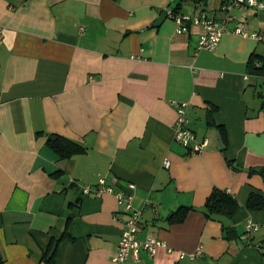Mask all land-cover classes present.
<instances>
[{
  "label": "crops",
  "instance_id": "1",
  "mask_svg": "<svg viewBox=\"0 0 264 264\" xmlns=\"http://www.w3.org/2000/svg\"><path fill=\"white\" fill-rule=\"evenodd\" d=\"M227 1L0 0V264H42L53 240L55 264H116L127 215L113 194L83 193L101 178L135 184L138 237L170 247L122 264H264V207L247 205L264 198V84L251 64L264 40L234 33L264 35V7H234L215 50L169 14L220 18ZM174 100L189 102L202 152L174 141ZM50 136L81 149L63 158ZM214 189L238 200L233 216L206 214Z\"/></svg>",
  "mask_w": 264,
  "mask_h": 264
},
{
  "label": "built area",
  "instance_id": "2",
  "mask_svg": "<svg viewBox=\"0 0 264 264\" xmlns=\"http://www.w3.org/2000/svg\"><path fill=\"white\" fill-rule=\"evenodd\" d=\"M245 4L251 7L263 8L264 2L262 0H231L222 5V17L216 18L202 12L198 15H181L169 12V14L179 24V30L182 29L185 23H194L202 27L203 32L200 35L198 50H215L222 40L224 34L228 31V25L231 21L237 20V16L233 13L234 7ZM234 33L242 35L243 37H254L258 40H264V35L259 32H249L245 26H236ZM0 31V40L2 39ZM255 66H261V62H255ZM260 77L264 84V72L255 74ZM170 105L176 109L177 116L174 125V141L187 148L188 154L193 155L203 151L208 144V140L198 141L195 132L189 126V119L187 116L189 102L174 100ZM163 165L170 166V161L165 159ZM136 185L128 184L126 187H116L107 183L105 178H101L95 187L86 185L83 187V193L101 195L103 193H111L115 196L121 213L127 215L123 224L121 240L116 253L113 255V261L116 264H122L129 257L139 260L140 252L145 251L150 256H154L160 247H165L170 250V247L165 241L159 239L154 233H149L144 239L138 237L140 230V216L141 212L133 205L134 192ZM258 229V226L252 220L246 222V231L250 235ZM201 255V250L189 254L191 259ZM184 257V254L182 255Z\"/></svg>",
  "mask_w": 264,
  "mask_h": 264
},
{
  "label": "trees",
  "instance_id": "3",
  "mask_svg": "<svg viewBox=\"0 0 264 264\" xmlns=\"http://www.w3.org/2000/svg\"><path fill=\"white\" fill-rule=\"evenodd\" d=\"M261 62V66H255V62ZM253 73L261 74L264 72V56H253L251 59ZM223 138L226 140L225 131L222 127H219ZM48 145L61 157L68 158L81 147L74 141L61 137V136H50L48 139ZM264 174V169L261 171ZM248 207L251 210H261L264 207V198L263 196L252 194L248 201ZM206 214H223L228 216H233L235 212L239 209L240 204L237 199L228 195L226 192L219 189H214L210 196L206 200ZM182 220V219H181ZM60 240H53L49 245L47 252L42 258V264H55L58 247ZM262 249L264 252V240L262 241ZM1 261V259H0Z\"/></svg>",
  "mask_w": 264,
  "mask_h": 264
},
{
  "label": "water",
  "instance_id": "4",
  "mask_svg": "<svg viewBox=\"0 0 264 264\" xmlns=\"http://www.w3.org/2000/svg\"><path fill=\"white\" fill-rule=\"evenodd\" d=\"M165 15H166V14L163 13V14L159 17L158 21L160 22V21L162 20V18H163ZM220 144H223V142H222L221 139H220ZM223 147H224V146H223Z\"/></svg>",
  "mask_w": 264,
  "mask_h": 264
}]
</instances>
